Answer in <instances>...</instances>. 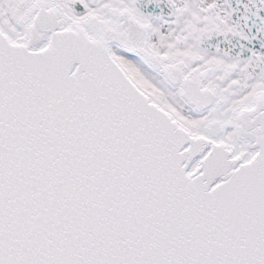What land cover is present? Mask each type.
<instances>
[{
	"label": "snow or ice",
	"instance_id": "snow-or-ice-1",
	"mask_svg": "<svg viewBox=\"0 0 264 264\" xmlns=\"http://www.w3.org/2000/svg\"><path fill=\"white\" fill-rule=\"evenodd\" d=\"M0 264H264V0H0Z\"/></svg>",
	"mask_w": 264,
	"mask_h": 264
}]
</instances>
